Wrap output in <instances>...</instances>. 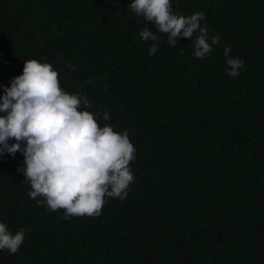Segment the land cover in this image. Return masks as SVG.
Listing matches in <instances>:
<instances>
[{
  "label": "trees",
  "instance_id": "trees-1",
  "mask_svg": "<svg viewBox=\"0 0 264 264\" xmlns=\"http://www.w3.org/2000/svg\"><path fill=\"white\" fill-rule=\"evenodd\" d=\"M131 2L0 0V96L24 61L49 63L136 149L127 197L67 220L29 197L21 152L0 155V223L25 232L0 264H264V0H171L220 37L203 59L195 34L169 46ZM225 47L244 61L237 77Z\"/></svg>",
  "mask_w": 264,
  "mask_h": 264
},
{
  "label": "clouds",
  "instance_id": "clouds-1",
  "mask_svg": "<svg viewBox=\"0 0 264 264\" xmlns=\"http://www.w3.org/2000/svg\"><path fill=\"white\" fill-rule=\"evenodd\" d=\"M128 9L151 22L159 33L167 34L174 47L183 37L195 41L193 56L203 59L218 45L220 37L209 36L202 12L190 16L174 14L171 0H132ZM143 41L155 43L148 50L154 55L160 39L148 27L140 32ZM209 40L211 43H209ZM225 47L227 75L237 77L244 61L229 56ZM75 68V66H72ZM0 96V155L21 152L24 167L18 169L30 183L28 195L50 211L64 210L70 217H97L106 197L123 200L134 181L130 164L136 149L128 132H116L107 124L101 127L93 113L84 108L91 104L86 96L69 94L60 85L59 73L49 63L36 59L23 62L22 74L3 88ZM103 119H110L103 113ZM9 140L14 143L9 144ZM23 144V147L21 145ZM25 232L11 233L0 223V250L18 252Z\"/></svg>",
  "mask_w": 264,
  "mask_h": 264
},
{
  "label": "water",
  "instance_id": "water-1",
  "mask_svg": "<svg viewBox=\"0 0 264 264\" xmlns=\"http://www.w3.org/2000/svg\"><path fill=\"white\" fill-rule=\"evenodd\" d=\"M19 163H20V160H19ZM19 165V164H18ZM18 165H16V168L18 167ZM15 169V168H14ZM4 179H5V177H4Z\"/></svg>",
  "mask_w": 264,
  "mask_h": 264
}]
</instances>
